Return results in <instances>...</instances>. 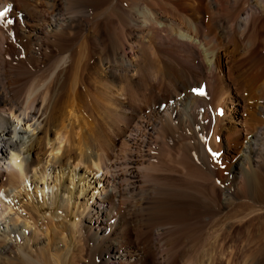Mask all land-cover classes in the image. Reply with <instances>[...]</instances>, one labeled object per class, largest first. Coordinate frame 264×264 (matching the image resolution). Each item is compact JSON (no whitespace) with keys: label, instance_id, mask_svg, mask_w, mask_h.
I'll return each instance as SVG.
<instances>
[{"label":"bare ground","instance_id":"bare-ground-1","mask_svg":"<svg viewBox=\"0 0 264 264\" xmlns=\"http://www.w3.org/2000/svg\"><path fill=\"white\" fill-rule=\"evenodd\" d=\"M0 12V264H264V0Z\"/></svg>","mask_w":264,"mask_h":264},{"label":"rangeland","instance_id":"rangeland-1","mask_svg":"<svg viewBox=\"0 0 264 264\" xmlns=\"http://www.w3.org/2000/svg\"><path fill=\"white\" fill-rule=\"evenodd\" d=\"M161 1H163L164 2V0H161ZM168 6H170V5H168ZM167 6V9H171V7H168ZM133 8H134V6H133ZM166 8V7H165ZM264 48H262V51L260 52V53H258L259 55H264V50H263ZM87 67V68H86ZM88 68H89V70H88ZM226 68L224 67V71H225V78H226V80H227V82H231V79L229 78V76H228V74H226V70H225ZM85 70V71H84ZM86 71H87V73H88V75H87V73H86ZM94 71V72H93ZM83 73H86L85 75H84V77H83ZM89 74H91V75H89ZM87 76V77H86ZM96 76V77H95ZM89 77H90V79H92V81L89 79ZM81 78H82V80H84V81H81L82 82V84H84L85 85V87H88V91H90L88 94H87V96L85 97V98H91L92 99V97L93 98H97L98 96H99V94H100V92L101 93H103L102 91H100V89L98 90V88H99V83H98V81L99 80H97L96 81V83H95V80L96 79H98V77H97V75H96V67L93 65V63H89V65L87 66H85L84 68H83V70H82V72H81ZM93 78H94V81H93ZM86 80V81H85ZM89 80V81H88ZM91 83V84H90ZM94 83V84H93ZM91 85H93V86H91ZM96 85V86H95ZM98 85V86H97ZM232 85V86H231ZM92 87H95V88H92ZM212 87H213V85H212ZM233 87V88H232ZM89 89H91V90H89ZM94 89V90H93ZM213 90H214V87L213 88H211V90H210V92H211V95H212V93H213ZM237 92V90H236V88L234 87V85L231 83L230 84V92L228 93V96H229V98L231 97V93L232 94H235V95H238V92ZM98 93V94H97ZM90 94V95H89ZM97 94V95H96ZM102 94H100V96L98 97V98H103L102 96H101ZM90 96V97H89ZM97 98V99H98ZM227 103H228V101H227ZM236 104V102L235 101H233V99H232V104H228V111L225 109V108H222V110H221V108L218 106V110H219V113H218V115H216L217 117H219V118H223V115H224V113L225 114H227V115H230V114H233V111L236 113V117L237 116H240L241 115V103H240V106L239 105H237ZM102 173H101V171H100V175H101Z\"/></svg>","mask_w":264,"mask_h":264},{"label":"snow or ice","instance_id":"snow-or-ice-1","mask_svg":"<svg viewBox=\"0 0 264 264\" xmlns=\"http://www.w3.org/2000/svg\"><path fill=\"white\" fill-rule=\"evenodd\" d=\"M5 13L4 12H0V16H3ZM195 91V90H194ZM202 94V93H201Z\"/></svg>","mask_w":264,"mask_h":264}]
</instances>
